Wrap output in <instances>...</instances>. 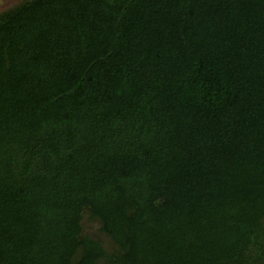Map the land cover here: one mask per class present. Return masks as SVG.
<instances>
[{"label": "trees", "instance_id": "1", "mask_svg": "<svg viewBox=\"0 0 264 264\" xmlns=\"http://www.w3.org/2000/svg\"><path fill=\"white\" fill-rule=\"evenodd\" d=\"M101 261L264 264V0L0 12V264Z\"/></svg>", "mask_w": 264, "mask_h": 264}, {"label": "rangeland", "instance_id": "2", "mask_svg": "<svg viewBox=\"0 0 264 264\" xmlns=\"http://www.w3.org/2000/svg\"><path fill=\"white\" fill-rule=\"evenodd\" d=\"M21 1L22 0H0V12L14 6L15 4ZM99 226L100 225L98 220H90L88 218V214L85 213L83 218V234H86L94 239H98L99 241H101L107 251H114L116 249V246L113 244V242L107 235L103 234L99 230ZM101 264L106 263L101 261Z\"/></svg>", "mask_w": 264, "mask_h": 264}]
</instances>
